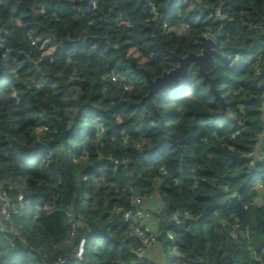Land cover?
I'll return each instance as SVG.
<instances>
[{"label":"trees","instance_id":"obj_1","mask_svg":"<svg viewBox=\"0 0 264 264\" xmlns=\"http://www.w3.org/2000/svg\"><path fill=\"white\" fill-rule=\"evenodd\" d=\"M206 36L224 104L195 66L140 104L133 63L156 79ZM1 39L0 264H137L134 196L168 264H264V0H0Z\"/></svg>","mask_w":264,"mask_h":264},{"label":"built area","instance_id":"obj_2","mask_svg":"<svg viewBox=\"0 0 264 264\" xmlns=\"http://www.w3.org/2000/svg\"><path fill=\"white\" fill-rule=\"evenodd\" d=\"M215 16L221 17L222 19H227L226 15H222L219 11H216ZM167 27V25L165 26ZM208 37V36H206ZM29 40L32 41L33 45H36L37 42L29 36ZM6 45V41L1 39L0 48H3ZM49 53V52H47ZM116 80V79H114ZM161 91L160 93H162ZM165 95V93H162ZM100 135L104 134L103 128L100 129ZM258 190L263 192V194L257 198L252 205L264 206V184L260 183L257 186ZM1 201L3 202L1 206L0 216L5 221L9 220V209L11 207V200L8 197V193L3 191L0 195ZM24 196L19 194L17 197L18 204H23ZM153 202V197H142L134 196L132 198V205L130 208L119 209L122 212L125 221L129 224V232L139 241L140 245L135 250L134 254L136 257V263L141 264L148 256L150 250L158 244V239L154 235L153 228L151 226L152 221V212H151V203ZM176 222L178 216H175ZM225 224V222H223ZM3 230V229H1ZM10 232H14V229L11 227ZM172 237V235L170 234ZM85 249V240H81L78 251L71 257L75 259H81L84 254ZM66 259L59 260V264H64Z\"/></svg>","mask_w":264,"mask_h":264},{"label":"water","instance_id":"obj_3","mask_svg":"<svg viewBox=\"0 0 264 264\" xmlns=\"http://www.w3.org/2000/svg\"><path fill=\"white\" fill-rule=\"evenodd\" d=\"M198 46L202 49L200 54L189 53L184 57L178 56L177 52L172 53L177 65L172 70L164 72L162 76L152 79L148 72L142 67H136L133 63L134 69L144 75L147 86L149 88L148 94L142 99L140 104L149 102L156 115H159L155 109V105L152 101L159 92L165 90L166 87L175 84L180 87L181 80L186 78L191 66L198 68L201 76L204 77V82L209 83L210 92L215 95V98L224 104V99L220 95V92L216 89V80L209 77L207 70L214 64V56L217 55V44L214 39L209 37H201ZM225 113V112H224Z\"/></svg>","mask_w":264,"mask_h":264},{"label":"crops","instance_id":"obj_4","mask_svg":"<svg viewBox=\"0 0 264 264\" xmlns=\"http://www.w3.org/2000/svg\"><path fill=\"white\" fill-rule=\"evenodd\" d=\"M180 28V27H179ZM53 49H50L48 52V54H51ZM160 201L158 198H156L155 200H153V202L151 203V209H157L160 207ZM153 222V221H151ZM166 254L164 253V251L162 250V248L159 245H156L155 247H153L150 252H149V258L152 259L154 262L158 263V264H168L166 263Z\"/></svg>","mask_w":264,"mask_h":264},{"label":"rangeland","instance_id":"obj_5","mask_svg":"<svg viewBox=\"0 0 264 264\" xmlns=\"http://www.w3.org/2000/svg\"><path fill=\"white\" fill-rule=\"evenodd\" d=\"M183 32H185V28L180 27V28L177 29V33H178V34H183ZM52 51H53V50H52ZM52 51H51V52H52ZM169 92H170L171 95H175V94L181 92V88H178V87H176V86H173V87H170ZM1 193H2V192H0V195H1ZM0 200H1V197H0ZM49 209H50V208H47V210H49ZM0 212H1V208H0ZM171 259H172V254H168V255L166 256V263H170Z\"/></svg>","mask_w":264,"mask_h":264}]
</instances>
